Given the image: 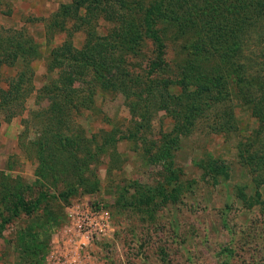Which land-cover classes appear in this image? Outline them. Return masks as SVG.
Wrapping results in <instances>:
<instances>
[{
    "label": "rangeland",
    "instance_id": "obj_1",
    "mask_svg": "<svg viewBox=\"0 0 264 264\" xmlns=\"http://www.w3.org/2000/svg\"><path fill=\"white\" fill-rule=\"evenodd\" d=\"M101 1L141 30L149 21L159 40L145 34L136 53L115 50L125 66L117 90L80 69L71 87L76 104L56 136L44 130L54 123L46 86L61 91L66 66L58 62L68 56L60 44L81 48L86 33L74 20L49 32L37 19L71 0H0L4 33L23 29L34 39L23 57L0 64V264H264V168L246 156L264 148V107L256 108L264 95V11L240 26L234 64L207 67L193 55L194 35L158 12L145 16L159 0H131V10ZM98 26L105 35L111 25ZM22 70L31 71L22 96L3 108L1 96ZM205 72L226 82L195 97ZM227 88L233 119L222 111ZM197 102L206 108L192 116L186 110ZM91 208L108 213L110 235L78 232L75 220Z\"/></svg>",
    "mask_w": 264,
    "mask_h": 264
},
{
    "label": "trees",
    "instance_id": "obj_2",
    "mask_svg": "<svg viewBox=\"0 0 264 264\" xmlns=\"http://www.w3.org/2000/svg\"><path fill=\"white\" fill-rule=\"evenodd\" d=\"M120 1H124L123 7L129 10L132 9L131 0ZM104 5L101 0H71L69 3L61 4L52 16L45 19L43 17L37 18L46 23L49 32L53 30V27L59 30L64 29V20L70 19L82 27L86 33L85 41L81 48H75L72 41L68 40H63L60 44L62 55L66 53L68 56L67 59L65 58V64L58 62L59 65L66 66V71L64 70L66 73L60 77V81L57 80V83L63 88H59L61 89L59 92L55 85L52 87L46 86L49 90V96L52 97L51 108H54L50 118H53L54 123L44 124V130L50 131L52 135H60L61 122L66 117L65 109L74 107L76 104L73 101L71 87H73L72 85L78 77L77 75H80V69L89 67L102 88L117 90L115 83L121 74H125V66L123 65V56L119 54L120 56L112 57L115 50L119 49L123 55L129 52L136 53L145 34H148L149 37L156 41L159 40V36H156L157 33L154 32L155 29L149 21H146L145 28L141 30L138 28L139 23L133 21L129 14L123 12L124 14L120 15L121 12L118 13L114 10L110 12V7L106 8L107 6L105 5V7ZM263 11L264 0H159L158 4L146 9L145 16L158 12L161 18H166L170 23L176 24L177 30L181 33L194 35L195 39L190 45L194 49L193 55L198 60L205 59L208 62L205 64L210 67L213 63L217 64V62L220 63L222 60L230 64L236 62V57H234L230 49L233 50L235 44L237 45L241 39V35H238L240 26L242 24L246 26L251 21L256 20ZM4 13L9 14L10 8ZM100 20H107L112 26L107 29L108 32L105 35H99L97 32ZM124 23L127 24L125 28L127 32L124 33V29H121V26L120 29L116 30L117 26ZM32 44H34V39L26 30L18 29L5 34L3 29L0 28V64L7 63L9 65L14 63L19 57L25 55L26 48L31 47ZM213 58L217 60L214 61ZM26 72V70H22L15 83L12 86L10 84L9 90L1 96V98L4 97V100L1 101L3 102V108L12 104L10 100L20 99L22 96L20 91L24 84V77L29 75L31 71L29 73ZM201 75L199 79L203 80L197 84L196 90L192 93L195 97L202 95L204 89H208V86L209 89L214 88L213 85L217 81L226 82L222 73L205 72ZM61 79L64 81H61ZM234 80L238 83L236 86H239L238 78ZM251 80L249 79L246 84H252ZM67 87H70L69 91L66 89ZM11 89H13L15 94L12 98L6 99ZM229 90L227 88V92L224 94L225 97L222 96L223 99L221 100L226 106V109L222 111L228 116V119H233V105L227 103V100H230L231 97H226L230 93ZM59 103L61 104L60 106L58 105ZM203 103H205V100ZM203 103L197 102L194 107L186 111H189L188 113H192V116H194L195 110L206 108ZM260 107H264L263 94H258L257 96V111L260 110ZM253 111L256 113L255 108ZM56 112L62 114H56ZM65 127H67V124L64 125ZM230 127H232L231 124H227L226 129ZM70 141L71 138H65L68 146L71 145ZM246 156L254 162L255 166L264 168V148L254 147Z\"/></svg>",
    "mask_w": 264,
    "mask_h": 264
},
{
    "label": "built area",
    "instance_id": "obj_3",
    "mask_svg": "<svg viewBox=\"0 0 264 264\" xmlns=\"http://www.w3.org/2000/svg\"><path fill=\"white\" fill-rule=\"evenodd\" d=\"M74 223L81 236L88 239L106 237L112 230L111 219L105 210L87 209Z\"/></svg>",
    "mask_w": 264,
    "mask_h": 264
}]
</instances>
